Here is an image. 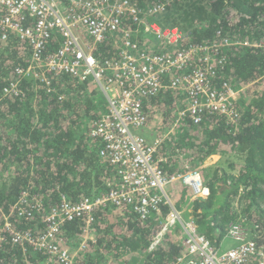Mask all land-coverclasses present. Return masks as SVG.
<instances>
[{
    "label": "trees",
    "instance_id": "trees-1",
    "mask_svg": "<svg viewBox=\"0 0 264 264\" xmlns=\"http://www.w3.org/2000/svg\"><path fill=\"white\" fill-rule=\"evenodd\" d=\"M133 1L143 9L168 2L164 14L178 4L186 18L171 25L185 34L171 51L224 38L234 42L224 46L211 63V81L218 90L229 84L239 91L238 125L215 113L177 123L178 108L168 89L144 100L145 128L162 140L157 158L166 174L201 169L214 154L240 152L243 163L234 167L236 171L217 166L202 173L209 194L192 201V213L217 244L234 221L245 225L264 247V0ZM125 27L134 30L131 38L141 46L145 26L126 21ZM120 38V34L108 37L94 53L104 60L116 59L123 44ZM56 48L52 43L50 50ZM29 52L13 34L0 39V264H62L44 250L15 243L4 227L3 212H10L16 230L38 234L45 227L41 218L25 219L13 211L23 192L44 197L47 211L60 203L62 195L76 202L107 192L117 185L119 176L103 143L91 134L95 120L107 110L102 91L94 83L67 74L52 77L48 85L24 79L18 93L5 94V87L15 79V68L27 63ZM184 98L185 103L186 94ZM86 122L89 125L84 126ZM182 191L183 199L192 195L188 187ZM167 214V206L149 219L129 208H100L95 224L98 239L77 255L76 264H116L121 257L125 264H174L183 249L180 229H170L160 246L149 249L159 217L171 218L164 217ZM82 226L80 219L63 224L64 240L71 247L79 245L77 233Z\"/></svg>",
    "mask_w": 264,
    "mask_h": 264
},
{
    "label": "built area",
    "instance_id": "built-area-1",
    "mask_svg": "<svg viewBox=\"0 0 264 264\" xmlns=\"http://www.w3.org/2000/svg\"><path fill=\"white\" fill-rule=\"evenodd\" d=\"M168 6V2H158L143 9L133 0H0V39L13 34L30 50L27 63L15 68V79L5 87V94L18 93L24 79L48 85L52 77L67 74L94 83L106 97L107 110L95 120L91 134L105 140V155L119 176L117 185L107 192L76 202L62 195L60 203L47 211L44 197L23 192L13 211L25 219L39 217L45 227L38 234L16 230L10 212H3L4 227L15 243L44 250L62 264H76L77 255L94 241L96 212L100 208H129L149 219L167 206L169 214L164 217L171 218L159 217L149 249L160 246L169 226L178 222L189 237L180 238L183 249L174 264H264V247L256 241L240 249L221 248L223 238L230 236L239 242L246 238L247 228L242 223L229 222L227 234L217 244L200 230L194 215L186 221L182 219L184 209L177 207L169 192L179 182L182 190L188 187L191 201L206 198L209 186L202 168L165 174L157 158L162 140L142 133L147 122L144 100L162 91L188 95L186 105L177 111V123L186 117L199 120L204 109L237 112L240 98L232 85L225 84L223 90H218L211 81V63L219 58L218 52L224 46L234 42L224 38L171 51L170 47L177 46L185 33L178 26H163L156 20ZM126 21L145 26V32L165 42V49L160 53L142 48L132 40L134 30L125 27ZM119 34L123 44L116 59L104 60L94 53L98 44ZM52 43L57 44L54 51L50 50ZM210 164L207 162L205 167ZM186 209L192 212V208ZM76 219L83 222L78 234L81 239L77 247H71L64 240L62 226Z\"/></svg>",
    "mask_w": 264,
    "mask_h": 264
},
{
    "label": "rangeland",
    "instance_id": "rangeland-1",
    "mask_svg": "<svg viewBox=\"0 0 264 264\" xmlns=\"http://www.w3.org/2000/svg\"><path fill=\"white\" fill-rule=\"evenodd\" d=\"M178 4H175V7H171L173 8V12L169 13V14H161L157 17L158 21H160L159 23L162 25H165V26H173L171 25V22L174 23V22H179V23H182V18H186L185 14L182 12V10L178 7ZM184 14V15H183ZM164 15V17H162ZM175 23V24H177ZM177 26V25H176ZM148 34V35H146ZM149 32H146L144 34L145 38H143L141 41H142V48L146 49V50H149L150 52H160L161 50H164L165 49V42L163 40H158V39H154L152 37H154V35H152V37L149 36ZM121 40V38H120ZM140 42V41H139ZM119 48V47H118ZM171 92V91H170ZM174 96V102L176 103V107L178 108L177 110H179L182 105L184 104V94H182L181 92H171ZM170 93V94H171ZM103 94V93H102ZM103 98L105 99L106 101V104H107V100H106V97L105 95L103 94ZM86 125H89V122L87 124V122L84 124V126ZM146 131V133L148 134H151L152 137H155V133L151 132V130L149 129V127L147 128H144L143 129V133ZM210 161H207V162H210L211 164L208 165V166H204L201 171L203 174H205V171L206 169H214L215 167L217 166H220L222 168H225L226 170L228 171H236L235 166L243 163V156L240 154V152H227L225 154H218L217 156H211L210 157ZM235 167V168H234ZM171 193V198L173 201H175V203L177 204V207L180 208V209H184V212L183 214L185 215V219H187L191 214L194 215L192 212H189L188 209H186V207H189V208H192V201L189 199H183L182 196H183V191H182V186H181V183L177 182L173 189L169 192ZM195 218V216H194ZM196 222L198 223V220L195 218ZM199 225V223H198ZM245 226V225H244ZM199 228L202 232H204V229H202L199 225ZM183 237V236H182ZM226 238H231L230 236L226 237ZM229 241H233V243H229ZM235 240H228L226 243H224V241H222V244H221V248L224 250L226 249L227 247H231L235 244Z\"/></svg>",
    "mask_w": 264,
    "mask_h": 264
},
{
    "label": "bare ground",
    "instance_id": "bare-ground-1",
    "mask_svg": "<svg viewBox=\"0 0 264 264\" xmlns=\"http://www.w3.org/2000/svg\"><path fill=\"white\" fill-rule=\"evenodd\" d=\"M177 92V91H176ZM180 92V91H179ZM181 93H183V94H186V96H187V99H188V95H187V93H185V92H181ZM239 100H240V98L237 100V102H236V106L239 104ZM186 103H187V101L183 104V107L186 105ZM182 107V108H183ZM181 109V108H180ZM144 111V110H143ZM145 113V112H144ZM204 113H215V114H220V115H223V116H226V117H228V119H230V122H232V124L233 125H238L239 124V120H240V113L239 112H222V111H215V110H210V109H204L203 111H202V113L201 114H204ZM146 114V113H145ZM146 124H147V122L145 123V125H144V127L142 128V131H143V129L146 127ZM143 133V132H142ZM98 138V137H97ZM100 139V138H99ZM101 140V142L103 143V145H104V147L106 148V146H105V140H102V139H100ZM106 150V149H105ZM210 158V157H209ZM208 158V159H209ZM207 159V160H208ZM206 160V161H207ZM207 162H205V164H206ZM205 164H204V166H205ZM161 169H162V167H161ZM197 169H199V168H197ZM162 171L165 173V171L162 169ZM166 174V173H165ZM182 219L184 220V221H186L187 219H185V215L184 214H182ZM174 227H176V228H178V229H180L179 228V223L178 222H175L173 225H170L169 226V228L170 229H172V228H174ZM247 231H246V238H242L241 240H240V242L238 241V239H236V238H234L233 240H235L236 242H235V244L233 245V246H231V247H227L226 249H224V251H227V250H231V249H234V248H236V249H240L241 247H243V246H246V245H251L254 241H256V240H254V238H253V235L251 234V231L250 230H248V229H246ZM180 231H181V229H180ZM182 232V231H181ZM182 234H183V237H182V239L183 240H185V239H188V234L187 233H183L182 232ZM239 242V243H238Z\"/></svg>",
    "mask_w": 264,
    "mask_h": 264
},
{
    "label": "crops",
    "instance_id": "crops-1",
    "mask_svg": "<svg viewBox=\"0 0 264 264\" xmlns=\"http://www.w3.org/2000/svg\"><path fill=\"white\" fill-rule=\"evenodd\" d=\"M144 135H146L148 138H150V139H154L155 137H152V135L151 134H148V133H146V131L144 132ZM218 154H214L213 156H217ZM210 159L211 158H209L207 161H210ZM206 161V162H207ZM80 232V231H79ZM79 232L77 233V235L79 234ZM80 239H81V236L79 237ZM93 239H94V241H97V239H98V231L96 230L94 233H93ZM230 239H232V238H223V241H224V243H226L228 240H230ZM233 240V239H232ZM229 243H233V241H229ZM126 262L124 261V257H121V260L119 261H117L116 262V264H125ZM128 264V263H127ZM130 264V263H129Z\"/></svg>",
    "mask_w": 264,
    "mask_h": 264
}]
</instances>
